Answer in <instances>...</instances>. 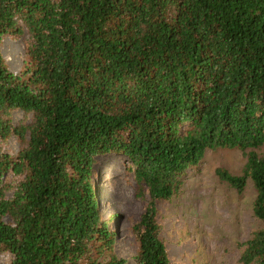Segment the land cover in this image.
<instances>
[{"label": "trees", "instance_id": "obj_1", "mask_svg": "<svg viewBox=\"0 0 264 264\" xmlns=\"http://www.w3.org/2000/svg\"><path fill=\"white\" fill-rule=\"evenodd\" d=\"M7 37H25L17 73ZM219 149L246 162L218 178L256 192L260 224L238 264H264V0H0L3 264H130L94 180L113 156L150 197L132 227L136 264H172L158 203Z\"/></svg>", "mask_w": 264, "mask_h": 264}, {"label": "rangeland", "instance_id": "obj_2", "mask_svg": "<svg viewBox=\"0 0 264 264\" xmlns=\"http://www.w3.org/2000/svg\"><path fill=\"white\" fill-rule=\"evenodd\" d=\"M24 40L7 37L3 42V53L16 73L24 62ZM13 120L30 122L32 115L15 111ZM6 143L8 151L16 154L20 150L15 136ZM245 162L239 149L209 151L188 171L182 193L158 203L162 236L172 264H238L239 243L260 224L253 217L256 192L252 182L243 193L237 192L218 178L216 169L223 167L239 174ZM130 164L123 156L99 158L94 180L103 215L118 231V253L135 264L137 245L132 227L141 219L150 197H136L137 184ZM4 261V255H0V264Z\"/></svg>", "mask_w": 264, "mask_h": 264}, {"label": "clouds", "instance_id": "obj_3", "mask_svg": "<svg viewBox=\"0 0 264 264\" xmlns=\"http://www.w3.org/2000/svg\"><path fill=\"white\" fill-rule=\"evenodd\" d=\"M134 260H135V258H134ZM135 264H136V262H135Z\"/></svg>", "mask_w": 264, "mask_h": 264}, {"label": "bare ground", "instance_id": "obj_4", "mask_svg": "<svg viewBox=\"0 0 264 264\" xmlns=\"http://www.w3.org/2000/svg\"><path fill=\"white\" fill-rule=\"evenodd\" d=\"M101 191V190H100Z\"/></svg>", "mask_w": 264, "mask_h": 264}]
</instances>
